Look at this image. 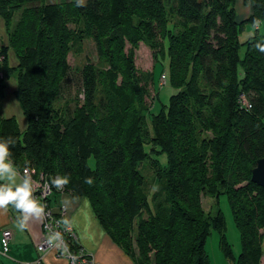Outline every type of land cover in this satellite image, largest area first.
Segmentation results:
<instances>
[{"label": "trees", "instance_id": "1", "mask_svg": "<svg viewBox=\"0 0 264 264\" xmlns=\"http://www.w3.org/2000/svg\"><path fill=\"white\" fill-rule=\"evenodd\" d=\"M236 2L0 0V138L16 140L12 159L36 180L68 176L47 206L56 212L65 192L87 198L133 264H211L213 231L231 264H263L264 188L252 170L264 157V25L253 27L264 24V0H248L254 15L243 22ZM249 25L254 34L241 42ZM86 40L94 57L73 68L69 56ZM141 42L153 52L151 71L136 65ZM166 71L174 93L163 103ZM12 77L25 129L3 113ZM221 195L240 233L238 256L222 210L203 206Z\"/></svg>", "mask_w": 264, "mask_h": 264}, {"label": "crops", "instance_id": "2", "mask_svg": "<svg viewBox=\"0 0 264 264\" xmlns=\"http://www.w3.org/2000/svg\"><path fill=\"white\" fill-rule=\"evenodd\" d=\"M7 44L5 24L0 21V48ZM11 63L15 62L12 50L8 52ZM5 99L3 101V113L6 116H16L21 127L26 128L27 121L20 104L14 95L16 83L14 78L8 80ZM55 209L61 205L69 208V216L77 231L79 242L99 264H133L132 259L110 238L103 229L99 220L95 217L89 200L85 197L73 198L69 193H61L53 202ZM72 211V212H71ZM17 213L9 211L0 213V263L2 264H28L38 259L36 249L42 236L41 219H33L29 228L20 231L16 227ZM8 229L12 233L8 250L3 249V231ZM264 259V256H263ZM42 264H69L67 258H58L54 250L48 252Z\"/></svg>", "mask_w": 264, "mask_h": 264}, {"label": "rangeland", "instance_id": "3", "mask_svg": "<svg viewBox=\"0 0 264 264\" xmlns=\"http://www.w3.org/2000/svg\"><path fill=\"white\" fill-rule=\"evenodd\" d=\"M235 10L237 11V19L238 21H241V22L247 21L252 15H254V9L252 8L251 4L248 3V0H237ZM16 16H19V15H16ZM260 25L259 27H255V30L262 31L264 24L260 22ZM252 29L253 28L251 25L246 27L245 31L240 35L241 42L245 41L246 39H248V37L254 34V29L253 30ZM135 52H136L137 67L143 71H151L154 67V58H153V52L150 49V47L146 45L144 42H141ZM94 54H95V48H94L93 42L91 40H86L83 43V52L82 53L73 52L72 54H70L69 62L71 66L75 68L76 66H80L86 60L87 56H90L93 59ZM0 77H3V78L5 77V73L2 72V70H0ZM166 85H167V71L163 73L161 77V81H160V87H159V91L161 92L160 98H161V102L163 103H167L170 95L174 93V90L169 85L167 86ZM150 92H151V96L155 94V89H154L153 84L150 85ZM151 101H152V98L150 97V99H148V102H151ZM150 173L151 171L147 170V174H150ZM150 176L151 175H148L147 177L150 178ZM44 180L45 179H43V181ZM37 183L39 185L42 184L41 181H37ZM217 201H219V205L216 203ZM203 206L205 210L207 211L211 209L212 206H214V209H216V206H217L222 210L226 218L227 239L229 243L232 245V249H233L235 256H238L239 253L241 252V238H240L239 230L237 229L236 224L234 222L227 196L221 195L219 197V200L213 197L204 196ZM60 213H62L63 215H61ZM69 213H70L69 208L66 205L60 206V211H58L56 216L53 218L54 221L56 219H61L62 227L57 229V233L66 234V232L69 230V229L67 230V228L69 227L71 228L69 232H74L78 237L77 231L71 221V217L69 216ZM42 223H43V219H42L41 225ZM77 240L79 242V238ZM77 245L79 246L77 248H81L80 250H77V252L83 253L84 251L85 253L89 254L91 258L94 257L93 254H90L88 251H86V249L81 245L80 242ZM206 249L208 251L211 264H231V261H229L224 255V252L221 246L220 235L217 231H213L212 234L208 237L207 243H206ZM263 249H264V240H263ZM71 253L73 254V252ZM44 256L45 254L42 256L41 264L44 259ZM56 256L58 258H65L64 256H60V254H57V253H56ZM74 256L76 255L74 254ZM93 260L96 261L94 258ZM96 263L99 264L97 261ZM263 264H264V259H263Z\"/></svg>", "mask_w": 264, "mask_h": 264}, {"label": "clouds", "instance_id": "4", "mask_svg": "<svg viewBox=\"0 0 264 264\" xmlns=\"http://www.w3.org/2000/svg\"><path fill=\"white\" fill-rule=\"evenodd\" d=\"M84 3L85 0H76L77 6H83ZM259 25V20L254 21L253 27ZM259 49L264 52V46ZM15 143L13 137L0 138V213H7L9 209L18 213L16 227L24 231L29 228L33 219H44L46 211L45 206L35 196L40 185L33 179V174L28 168L23 171L18 169L12 159L10 146ZM69 182L68 176H56L50 184L45 183L44 188L47 190L54 187L61 191ZM85 183L91 184L92 179L87 178ZM50 239H59V233H53Z\"/></svg>", "mask_w": 264, "mask_h": 264}, {"label": "built area", "instance_id": "5", "mask_svg": "<svg viewBox=\"0 0 264 264\" xmlns=\"http://www.w3.org/2000/svg\"><path fill=\"white\" fill-rule=\"evenodd\" d=\"M242 99L244 101V98L242 96ZM246 106H248V102L245 101ZM249 107V106H248ZM31 172V171H30ZM33 174V172H31ZM36 182L41 181V185L36 191V198L37 195L39 197H42V199L39 200L40 203H42L45 206L46 210V217L43 219V236L40 241V243L37 246V250L40 254V257L33 263V264H41L42 256L52 250H54L57 254H60V256H64L68 259L69 264H97L96 261L89 256V254L85 253H79L77 250H80L81 248L73 247L69 241L72 239L77 240L78 237L74 232H69L71 228H67L66 234H59V239L52 240L50 237L53 233H57V229L62 227L61 219H56L54 221V217L58 212L53 211L49 206H47L46 199L51 194L52 190L51 188L45 189L44 184L48 183L47 181H43V178L41 176L40 180H36L33 178ZM63 215L62 213H60ZM3 249L6 252L8 250L9 241L11 240L12 233L10 230L5 229L3 231ZM73 252V254L71 253ZM74 254L76 256H74Z\"/></svg>", "mask_w": 264, "mask_h": 264}, {"label": "water", "instance_id": "6", "mask_svg": "<svg viewBox=\"0 0 264 264\" xmlns=\"http://www.w3.org/2000/svg\"><path fill=\"white\" fill-rule=\"evenodd\" d=\"M252 181L264 188V157L257 161L252 170Z\"/></svg>", "mask_w": 264, "mask_h": 264}, {"label": "bare ground", "instance_id": "7", "mask_svg": "<svg viewBox=\"0 0 264 264\" xmlns=\"http://www.w3.org/2000/svg\"><path fill=\"white\" fill-rule=\"evenodd\" d=\"M51 194H52V192H51ZM51 194H50V195H51ZM47 204H48V203H47ZM58 211H59V209H56V212H58ZM42 229H43V223H42ZM42 236H43V232H42ZM42 236H41V238H40V241H41V239H42ZM11 238H12V237H11ZM10 241H11V240H10ZM10 241H9V242H10ZM40 241H39V243H40ZM39 243H38V244H39ZM38 244H37V246H38ZM37 246H36V249H37ZM8 247H9V245H8ZM37 251H38V250H37ZM38 253H39V252H38ZM46 254H47V253H46ZM46 254H45V255H46ZM39 257H40V254H39ZM39 257H38V258H39ZM35 261H36V260H35ZM33 263H34V262H33ZM33 263H28V264H33Z\"/></svg>", "mask_w": 264, "mask_h": 264}]
</instances>
